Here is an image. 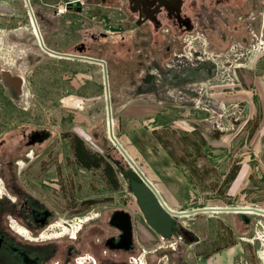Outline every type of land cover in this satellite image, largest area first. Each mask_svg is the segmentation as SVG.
<instances>
[{
    "label": "rangeland",
    "instance_id": "374dc122",
    "mask_svg": "<svg viewBox=\"0 0 264 264\" xmlns=\"http://www.w3.org/2000/svg\"><path fill=\"white\" fill-rule=\"evenodd\" d=\"M66 1L30 0L44 41L107 62L114 135L169 208L264 210V0H185L188 28L138 24L124 0L81 13ZM2 71L23 81L15 93L0 76V158L35 143L19 147L20 185L52 210L51 232L97 212L107 228L122 208L150 262L264 264V215L198 213L170 237L152 230L108 136L102 66L43 51L24 0H0Z\"/></svg>",
    "mask_w": 264,
    "mask_h": 264
},
{
    "label": "flooded vegetation",
    "instance_id": "af4514ba",
    "mask_svg": "<svg viewBox=\"0 0 264 264\" xmlns=\"http://www.w3.org/2000/svg\"><path fill=\"white\" fill-rule=\"evenodd\" d=\"M107 1L109 5L114 3V0H69L65 2V10L69 8L81 13L86 10V5L92 4V8L96 9ZM124 1L128 12L136 14V22L148 21L157 26L164 18L186 28L190 27V20L181 17L185 0ZM109 15L107 12L106 17ZM12 90L19 93V89ZM34 144L33 141L23 145L15 144L5 151L7 156H3L7 158H0V264H160L161 258L150 262L147 250L136 248L133 216L122 208L112 210L107 217V228L100 224L99 221H104L101 219L102 213L97 212L79 219L81 224L75 230L73 224L64 221L65 225H60L58 232H51L52 210L45 207L34 193L23 190L20 185L19 147ZM0 146L7 145L2 143ZM3 173L7 174L6 178L1 176ZM124 214L128 215L130 223L129 243L123 241V231L112 223L115 215V219L123 223L126 220ZM154 232L165 238L155 230ZM118 245L121 247H117Z\"/></svg>",
    "mask_w": 264,
    "mask_h": 264
},
{
    "label": "water",
    "instance_id": "95a60500",
    "mask_svg": "<svg viewBox=\"0 0 264 264\" xmlns=\"http://www.w3.org/2000/svg\"><path fill=\"white\" fill-rule=\"evenodd\" d=\"M25 5L27 7L30 23L32 25L34 35L36 41L38 42L41 49L45 52L58 57L68 58V59H78L83 61H88L96 64H100L103 70V79H104V89H105V97H106V108H107V125H108V136L114 146L119 150L122 156L130 165L131 169L124 171L123 174L129 180V188L132 194L135 196L137 200V204L144 215L146 223L155 230L158 234L164 237H170L172 234L173 225L176 222L175 217L188 216L198 213H207V212H245L251 211L255 212L259 215H264V210L258 208H239V207H203V208H195L192 210L186 211H174L171 210L159 192L156 190L154 185L145 177V175L141 172V170L137 167L135 162L131 159V157L124 150L122 145L116 139L113 134V126H112V114H111V106H110V98H109V88H108V74L105 61L98 58L88 57L80 54H70L63 53L52 50L45 46L43 38L41 36V32L33 12V8L31 6L30 0H24ZM177 11H179V7H177ZM139 24V22H138ZM83 45L80 50H82ZM116 213V215H118ZM114 216L112 223H114L117 227H119L123 231V241L129 243L131 238L130 235V223L128 219V215L125 216L126 220L123 223H120ZM121 247V246H117ZM125 247V246H124ZM126 248V247H125Z\"/></svg>",
    "mask_w": 264,
    "mask_h": 264
},
{
    "label": "bare ground",
    "instance_id": "6f19581e",
    "mask_svg": "<svg viewBox=\"0 0 264 264\" xmlns=\"http://www.w3.org/2000/svg\"><path fill=\"white\" fill-rule=\"evenodd\" d=\"M31 3V2H30ZM32 6V5H31ZM34 12V11H33ZM35 14V13H34ZM36 17V16H35ZM36 20H37V18H36ZM38 23V22H37ZM38 26H39V24H38ZM40 29V28H39ZM40 32H41V30H40ZM41 36H42V38H43V35H42V33H41ZM43 41H44V38H43ZM36 43L38 44V42L36 41ZM44 44H45V46L46 47H48L47 45H46V42L44 41ZM38 46H39V44H38ZM40 47V46H39ZM41 48V47H40ZM49 48V47H48ZM51 49V48H50ZM43 50V49H42ZM53 50V49H52ZM44 51V50H43ZM56 51V50H55ZM59 52V51H58ZM81 55V54H80ZM56 57H58V56H56ZM94 58H96V57H94ZM105 61V60H104ZM105 64H106V68H107V74H108V88H109V73H108V65H107V62L105 61ZM0 76H2L1 78L3 79V80H5V82H6V84L7 85H9V86H11L12 88H16V89H19L20 88V84H21V82L23 81V78H21L20 76H12L11 74H10V72L9 71H2L1 73H0ZM109 98H110V89H109ZM110 106H111V100H110ZM111 114H112V109H111ZM112 126H113V120H112ZM113 134H114V132H113ZM115 136V135H114ZM120 143V142H119ZM121 144V143H120ZM114 145V144H113ZM115 147V146H114ZM123 147V146H122ZM116 148V147H115ZM117 149V148H116ZM118 150V149H117ZM125 150V149H124ZM126 151V150H125ZM127 152V151H126ZM120 153V152H119ZM121 154V153H120ZM127 154H128V152H127ZM122 155V154H121ZM129 155V154H128ZM130 156V155H129ZM131 157V156H130ZM131 159H132V157H131ZM133 160V159H132ZM134 161V160H133ZM135 162V161H134ZM136 164V163H135ZM137 165V164H136ZM138 167V166H137ZM139 168V167H138ZM140 169V168H139ZM141 170V169H140ZM141 172H142V170H141ZM143 173V172H142ZM144 174V173H143ZM145 175V174H144ZM146 177V176H145ZM147 178V177H146ZM148 179V178H147ZM128 180V179H127ZM149 180V179H148ZM129 181V180H128ZM150 181V180H149ZM151 182V181H150ZM153 184V183H152ZM155 187V186H154ZM156 188V187H155ZM156 190L158 191V189L156 188ZM159 192V191H158ZM160 194V193H159ZM161 196V195H160ZM162 197V196H161ZM162 199H163V197H162ZM164 200V199H163ZM164 202H165V200H164ZM166 203V202H165ZM166 205H167V203H166ZM168 206V205H167ZM169 207V206H168ZM210 207H227V206H210ZM232 207V206H231ZM234 207H236V206H234ZM199 208H203V207H199ZM239 208H250V206L248 207V206H242V207H239ZM252 208V207H251ZM253 208H256V207H253ZM171 209V208H170ZM195 209V208H194ZM259 209V208H258ZM171 210H173V209H171ZM190 210H192V209H190ZM263 210V209H262ZM174 211H177V210H174ZM180 211H186V210H180ZM245 212H251V211H245ZM245 212H235V213H245ZM252 213H255V212H252ZM177 218L178 217H175V219L177 220ZM174 230V229H173ZM165 238H167V237H165Z\"/></svg>",
    "mask_w": 264,
    "mask_h": 264
},
{
    "label": "crops",
    "instance_id": "0c3cea01",
    "mask_svg": "<svg viewBox=\"0 0 264 264\" xmlns=\"http://www.w3.org/2000/svg\"><path fill=\"white\" fill-rule=\"evenodd\" d=\"M145 173V172H144ZM145 175H146V173H145ZM147 176V175H146ZM148 177V176H147ZM148 179H150L149 177H148ZM151 180V179H150ZM152 181V180H151ZM153 182V181H152ZM154 183V182H153ZM161 195V194H160ZM164 197V196H163ZM168 203V202H167ZM168 205H169V203H168ZM169 207H171V208H173L172 206H170L169 205ZM204 207H208V206H204ZM174 209V208H173ZM178 210V209H177ZM212 213H217V212H212ZM244 214V213H243Z\"/></svg>",
    "mask_w": 264,
    "mask_h": 264
}]
</instances>
